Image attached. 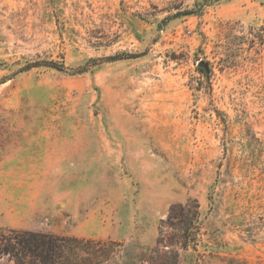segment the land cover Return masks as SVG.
Segmentation results:
<instances>
[{
    "label": "rangeland",
    "instance_id": "1",
    "mask_svg": "<svg viewBox=\"0 0 264 264\" xmlns=\"http://www.w3.org/2000/svg\"><path fill=\"white\" fill-rule=\"evenodd\" d=\"M39 61L68 71L24 70ZM14 231L91 241L103 264H264V0H0Z\"/></svg>",
    "mask_w": 264,
    "mask_h": 264
},
{
    "label": "trees",
    "instance_id": "2",
    "mask_svg": "<svg viewBox=\"0 0 264 264\" xmlns=\"http://www.w3.org/2000/svg\"><path fill=\"white\" fill-rule=\"evenodd\" d=\"M121 60V56L109 57L106 61L113 62ZM97 65L96 61H91L89 66ZM35 67H48L60 72H67L68 68L64 63L53 61H39L31 63L24 70ZM86 67L81 72L85 71ZM191 207L187 205L173 206L170 215L178 211L175 218L182 221L183 226L188 227L184 230L188 232L197 226L198 213L191 211ZM191 212L193 214L191 215ZM174 217V216H173ZM188 221V222H187ZM162 239L159 240V244ZM192 239L185 241L183 249L187 248ZM171 246H173L170 243ZM90 248V249H89ZM93 250V242L85 241L74 237H59L51 234H42L34 232H11L10 234L0 235V258L9 256L15 264H103L110 259V254L102 252L89 253ZM109 252V251H106ZM173 263L177 264L178 252L172 251Z\"/></svg>",
    "mask_w": 264,
    "mask_h": 264
}]
</instances>
